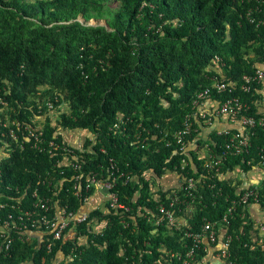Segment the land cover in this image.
<instances>
[{"label":"trees","instance_id":"trees-1","mask_svg":"<svg viewBox=\"0 0 264 264\" xmlns=\"http://www.w3.org/2000/svg\"><path fill=\"white\" fill-rule=\"evenodd\" d=\"M91 20L107 25L88 26ZM257 68L264 69V0H0V204L6 205L0 210V234L13 240L6 251L0 238V264H182L169 252L185 259L192 244L185 232L200 231L204 218L217 221L225 215L247 185L242 175L255 170L257 154L264 150L259 133L250 155L230 156L220 176L209 178L215 189L198 184L201 203L176 206L178 230L157 224L159 206L169 205L185 178H208L206 152L223 144L216 131L199 128L207 110L195 111L191 101L210 87L211 77L240 81ZM252 91L238 88L214 93L213 99L221 104L240 97L251 106L248 114L259 117L264 84ZM51 111L59 113L56 125L50 117L40 125L38 117ZM188 115L194 130L181 150L173 136L184 129ZM119 116L129 119L127 136L111 130ZM9 128H15L18 141L3 137ZM32 130L75 154L40 153L27 137ZM75 131L89 135L71 147L64 133ZM65 158L80 169L60 165ZM111 160L119 169L114 176L124 174L113 191L130 211L109 202L88 208L98 192L85 191L87 180L92 173L108 179ZM182 160L189 163L185 170ZM260 180L246 188L258 184L261 202L238 207L219 237L221 243L225 233L232 236L236 264H264V234L254 222L264 218L263 174ZM36 190L51 198V205H67L77 214L60 240L45 227L20 234L4 224L12 214L13 225L21 224L20 210L12 206L33 209ZM219 190L222 195H216ZM85 214L88 218L79 223ZM204 257L211 255L198 251L191 264H220Z\"/></svg>","mask_w":264,"mask_h":264},{"label":"built area","instance_id":"built-area-1","mask_svg":"<svg viewBox=\"0 0 264 264\" xmlns=\"http://www.w3.org/2000/svg\"><path fill=\"white\" fill-rule=\"evenodd\" d=\"M249 16H251V12H249ZM251 22H254L251 19ZM216 60L220 62V58L217 57ZM223 66H225L223 64ZM211 85L210 87L205 88L202 91H199L195 94L192 99V107L193 109H204L206 108V112H203L200 115L201 122L199 121V128L206 129L208 132L216 131V136L223 138V144L218 149L217 145L215 148L209 149L206 154L205 161V170L207 171L208 178H202L201 180L187 177L185 178V182L181 184L180 188L173 194V197L169 201V205H161L159 206L160 218L157 220L158 223H166L169 229L180 228L179 223V214L181 210H177L176 206L178 204H183L186 208H190V205L195 203L197 199L200 200L198 193V184L202 187L205 184H209L208 187L210 189H215V185L208 183L209 178L215 179L220 176L222 171V166L228 158L231 157H243L251 154L253 146V141L259 135V133L264 134V114L259 117L249 115V111L251 110V106L243 101L240 97L234 96L228 98L225 102L219 103L214 101L213 94H232L238 88L245 93L253 92L252 89L254 86L259 87L264 84V69L257 68L254 74L252 75H244L241 80H232L223 81V79L218 76H213L210 78ZM50 108H53L52 104H49ZM229 121V122H228ZM129 122V119H125L122 116H119L118 122L114 124L111 130H115L118 132H122L125 136H127V129L125 126ZM13 126L16 127L19 131V123L13 122ZM6 127H9V124H5ZM141 125L138 126L137 130ZM195 129L196 132L199 131ZM193 128L192 116L188 115L184 122V129L176 132L173 138L176 140L177 144L181 146V150L185 148V139L189 136ZM10 137L11 139L18 141L19 135L15 128H9L8 133H3V137ZM139 132L135 135V138L139 139ZM28 138L33 139L34 149L44 154H55L58 151L63 153L75 154L74 150H70L67 146H63L57 143L54 139L47 141L44 133L42 131H29ZM148 140V138L146 139ZM23 147V146H22ZM81 147V145L79 146ZM259 157L258 166H256L255 170H258L260 173L264 175V150H260L257 154ZM68 159L65 158L64 161L60 162V165L72 166L75 170L80 169L79 163L69 162ZM111 162V169H113V173L110 174L108 179H104L103 175L99 177L98 173H92L89 176V179L86 183V192L91 191L93 188H99L107 193L110 206L114 209H125L129 211L130 208L121 205L119 203V197L116 192H114V187L116 185V180L122 179L124 174H120L119 176H114L116 163L113 160ZM189 163L186 160H182L181 170H185ZM119 170V169H117ZM254 170V171H255ZM236 171L238 173L241 172L240 168H237ZM245 180L248 178L247 175H242ZM79 178H77L78 180ZM129 178H127L124 184H127ZM254 183L261 181L260 178L253 180ZM256 185V184H255ZM247 185L243 186V191L238 196V200L234 199L232 201L231 206L228 208V211L225 215L217 220L211 221L207 218H204L202 221V225L200 231H186L185 237L192 241L190 246H186L187 252L185 253V259H182L184 255L180 253L174 254V252H169L171 257H177L179 261H182V264H191L195 258L198 251H204L211 255V258L204 257L203 261L206 263L209 262H219L220 264H236V261L233 260V253L231 250L232 246V236L228 234L225 235L224 241L219 243V237L222 232L228 231V226L230 225V220L235 219L238 207H247L251 202L259 204L261 199V191L259 190V185L254 188H246ZM223 192L219 190L216 195H222ZM35 199L33 204V209L23 210L20 209L21 204L13 205L12 209L20 210V216L18 220L21 222L20 225H13L14 216L9 215L7 220L4 221V224L8 228H13L16 231L21 232L28 231L30 228H38L45 227L49 234H53L54 240H60L63 236L64 231L69 227L70 223L77 218V214L71 211L68 206L55 207L51 205V198H44L40 195V192L36 190L32 196ZM88 199V198H87ZM86 199V200H87ZM5 204H0V210L5 208ZM179 211V212H178ZM52 212V213H51ZM51 213V214H50ZM88 218L87 214L83 215L78 219V222H84ZM256 227L259 231L264 234V218H255L254 219ZM0 230H4V228H0ZM25 236V235H24ZM10 235H6L5 232H1L0 238L4 239L5 250L9 251L11 244L13 242L12 239H8ZM7 239V240H6ZM6 240V241H5ZM20 240L24 243L27 241L32 242L30 237H23L20 235ZM219 243V246H217ZM52 245V244H51ZM51 245H48V251L52 250Z\"/></svg>","mask_w":264,"mask_h":264},{"label":"rangeland","instance_id":"rangeland-1","mask_svg":"<svg viewBox=\"0 0 264 264\" xmlns=\"http://www.w3.org/2000/svg\"><path fill=\"white\" fill-rule=\"evenodd\" d=\"M111 6L113 8L118 6V3L116 1H114V4L111 3ZM81 22H83V24L85 23L82 20H79ZM88 26H106L107 22L105 20H91L87 23ZM62 108H64L62 106ZM49 118L52 120L53 124L56 125L58 117H59V113L57 111H51L46 113L43 117H38V123H40V125H44V123L46 122V118ZM42 127V126H41ZM61 128V127H59ZM88 132L86 131H75V132H66L64 133V137H65V141L67 142V144L71 147H74L75 145H77L79 142H81L82 140H84L87 136H88ZM262 175V173H260L258 170H255L253 172H251L248 175V179L246 180V184H252L253 180L260 178V176ZM99 192V191H96ZM101 193V192H100ZM100 193H97L96 195L92 196L88 202V208L92 209V208H103L104 207V203L102 204V206H99L102 199L99 198L100 197ZM99 204V205H98ZM217 264V263H214Z\"/></svg>","mask_w":264,"mask_h":264},{"label":"clouds","instance_id":"clouds-1","mask_svg":"<svg viewBox=\"0 0 264 264\" xmlns=\"http://www.w3.org/2000/svg\"><path fill=\"white\" fill-rule=\"evenodd\" d=\"M49 104H51V103H49ZM49 104H48V107H49ZM50 108V107H49ZM50 109H52V108H50ZM257 183V182H256ZM256 183H254V181H253V183L252 184H256ZM96 191H99L98 193H100V197L99 198H101L102 199V201L100 202L99 201V203H100V205L99 206H102V204L104 203V205L107 203V202H109V199H108V196H107V193L106 192H104L103 190H101V189H99V188H97V190ZM119 197V196H118ZM90 200V199H89ZM89 200H88V202H89ZM110 203V202H109ZM120 203V202H119ZM121 204V203H120ZM121 205H123V204H121ZM124 206H126V205H124ZM111 207V206H110ZM127 207V206H126ZM128 208H130V207H128ZM123 210H125V209H123ZM130 210H131V208H130ZM129 210V211H130ZM160 218V217H159ZM158 218V219H159ZM255 218H261V217H255ZM254 218V219H255ZM261 219H263V218H261ZM179 221V220H178ZM181 226V225H180ZM32 243V242H31Z\"/></svg>","mask_w":264,"mask_h":264}]
</instances>
